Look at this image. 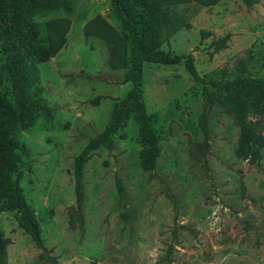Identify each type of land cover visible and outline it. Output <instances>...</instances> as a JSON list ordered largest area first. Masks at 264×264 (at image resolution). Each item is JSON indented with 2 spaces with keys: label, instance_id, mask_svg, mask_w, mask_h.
I'll use <instances>...</instances> for the list:
<instances>
[{
  "label": "rangeland",
  "instance_id": "1",
  "mask_svg": "<svg viewBox=\"0 0 264 264\" xmlns=\"http://www.w3.org/2000/svg\"><path fill=\"white\" fill-rule=\"evenodd\" d=\"M66 1L69 14L34 18L42 38L49 22H68L63 48L37 65L50 114H38L32 128L16 134L19 185L51 256L58 264H264V111L251 116L263 140L252 161L241 152L223 96L208 89L205 148L198 126L202 86L184 61L143 65L142 99L158 139L154 170L142 166L144 147L130 119L84 166L81 222L74 159L104 132L130 84L124 70L108 64L102 35L107 27L121 33L109 0ZM160 8L172 21L161 53L190 56L202 77L231 79L240 60L253 76L264 75V0L251 8L242 0ZM227 35L226 48L215 50L213 43ZM4 61L0 47V67ZM2 91L10 92L7 83ZM0 231L10 240L8 264H49L39 260L15 213L0 212Z\"/></svg>",
  "mask_w": 264,
  "mask_h": 264
},
{
  "label": "trees",
  "instance_id": "2",
  "mask_svg": "<svg viewBox=\"0 0 264 264\" xmlns=\"http://www.w3.org/2000/svg\"><path fill=\"white\" fill-rule=\"evenodd\" d=\"M190 1L211 7L220 0H109L111 15L120 24L121 33L107 27L102 35L110 47L108 64L112 69L125 71V81L130 84V89L114 106L112 119L104 132L90 140L74 159L75 210L81 222L84 166L94 151L102 146L110 147L111 137L128 120L133 119L138 127V140L144 147L143 168L149 171L155 168L158 139L142 99L144 64L177 65L184 61L193 82L202 86L204 107L198 118V126L205 148L209 141L208 89L223 96L225 107L240 131L241 152L254 161L258 149L263 145L262 138L257 134L258 120L253 121L251 116H258L264 111V75L253 76L247 71L245 61L240 60L237 72L231 79L202 77L190 56H170L160 52L172 25L169 15L160 6ZM242 1L247 8H251L261 0ZM70 12L71 7L66 0H0V47L5 57L0 67V212L16 214L19 228L39 251V260L49 264H58L57 259L45 247L36 214L26 202L19 185L18 151L21 147L16 134L32 128L38 114H50L42 98L37 65L54 57L66 43L67 21L64 27L56 21L49 22L46 38H42L34 18L45 13L67 15ZM200 34L203 39L209 36L206 31ZM228 40L227 35L214 42L215 50L226 48ZM5 83L9 85V93L2 91ZM116 188L119 197L123 198V188L118 178ZM9 244L10 240L0 231V264H8Z\"/></svg>",
  "mask_w": 264,
  "mask_h": 264
}]
</instances>
